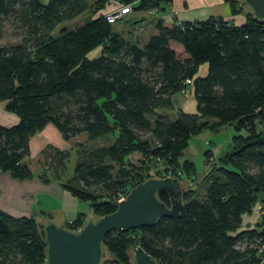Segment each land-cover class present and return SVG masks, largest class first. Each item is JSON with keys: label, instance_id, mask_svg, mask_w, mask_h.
<instances>
[{"label": "trees", "instance_id": "obj_1", "mask_svg": "<svg viewBox=\"0 0 264 264\" xmlns=\"http://www.w3.org/2000/svg\"><path fill=\"white\" fill-rule=\"evenodd\" d=\"M108 1L0 0V27L10 26L18 40L0 46V101L18 117L12 126L0 125V173L24 180L33 177L36 166L42 167L43 182L58 181L89 204L92 216L100 217L115 211L120 193L153 177L150 171L165 177L155 169L160 157L180 170V214L160 217L148 227L108 232L102 242L103 264H132L136 245L159 264H261L264 20L251 15L240 0H227L232 16L244 15L242 23L222 16L159 19L142 47L119 36L102 15L75 29H58L85 11L94 15ZM113 1L136 3L138 10L147 11L171 0ZM97 46L101 54L88 58ZM203 63L206 74L194 77ZM186 79L193 84L196 110L178 107L172 117L173 96ZM47 124L65 140L76 139L71 175V150L52 144L42 148L35 164L26 161L29 138ZM230 124L236 133L229 149L216 162L205 151L210 170L200 181L204 192L198 198L186 184L196 177L194 163L181 160L189 139ZM81 134H86L84 143L77 141ZM108 135L113 142L90 146ZM157 197L170 207L167 192L160 190ZM257 203L263 214L254 227L242 229V216ZM87 218L77 213L67 226ZM38 222L34 215L15 217L0 210V264L45 263L46 242Z\"/></svg>", "mask_w": 264, "mask_h": 264}, {"label": "crops", "instance_id": "obj_2", "mask_svg": "<svg viewBox=\"0 0 264 264\" xmlns=\"http://www.w3.org/2000/svg\"><path fill=\"white\" fill-rule=\"evenodd\" d=\"M39 1L46 4L49 0ZM110 3L118 4L113 0ZM136 6V3L131 5V11L124 15V19L116 23L115 32L126 41L136 43L141 47L148 41L154 25L159 19L183 22L202 20L209 16H222L231 17L236 24L242 23L244 20L243 14L231 15L227 0H171L168 4L161 5L163 8L147 11L138 10ZM81 16L82 13L72 20ZM94 17H96L95 14L88 15L89 20ZM79 22L80 25L86 23L82 20ZM64 27L69 30L65 23ZM183 101L184 98L182 101L176 102L174 97L173 102L176 106V104H182ZM5 104L6 101H0V125L9 127L18 122V117L7 111ZM223 143L229 148L230 142ZM46 144H52L62 150H71L72 152V140H65L54 125L47 124L29 138V155L26 161L35 164L40 157V151ZM71 157L70 163H68L70 175L74 167ZM42 174H44V169L39 166L34 168L33 177L24 180L12 178L9 172L0 173V210L15 217L34 215L43 220L45 218L52 219L55 214L60 213L63 219L62 224L75 218L77 213L84 214L86 218L89 215L92 216L87 202L79 201L63 189L56 180L51 179L47 183L43 182ZM48 176L50 177L49 174Z\"/></svg>", "mask_w": 264, "mask_h": 264}, {"label": "water", "instance_id": "obj_3", "mask_svg": "<svg viewBox=\"0 0 264 264\" xmlns=\"http://www.w3.org/2000/svg\"><path fill=\"white\" fill-rule=\"evenodd\" d=\"M251 15L264 20V0H240ZM190 187V185H187ZM183 186L177 178L151 177L130 189L121 199L115 211L100 217L88 216L79 231L62 224V215L39 220L37 226L46 242L44 264H103L105 249L103 238L116 229H136L153 225L160 217H176L183 207ZM163 190L170 197V207L157 197ZM131 253V251H130ZM264 264V241L258 252ZM132 264H159L140 245L132 249Z\"/></svg>", "mask_w": 264, "mask_h": 264}, {"label": "rangeland", "instance_id": "obj_4", "mask_svg": "<svg viewBox=\"0 0 264 264\" xmlns=\"http://www.w3.org/2000/svg\"><path fill=\"white\" fill-rule=\"evenodd\" d=\"M92 14L90 11L89 12H83L82 16L74 19L72 21H66L65 26L71 30L74 29L75 27H78L80 25V20L82 21H89L88 15ZM86 17V18H85ZM125 16L122 17L124 19ZM121 19V20H122ZM120 20V21H121ZM64 26V23L61 24L59 28ZM114 30L117 27V24H113ZM13 29L4 24L2 27H0V46L2 45H10V44H15L18 42V40L14 37ZM54 34L57 35L58 31L57 29L54 31ZM176 46L180 47L181 46L177 43H174ZM101 54V47L97 46L94 49H92L90 52H88L87 57L88 58H95L98 57ZM207 72V63H203L199 66L197 72L195 73L194 77H202L206 74ZM184 98V101L182 104L177 105L179 108H182L183 111L188 112V113H193L196 110V101L194 97V89H193V84L189 85L184 93L183 96H178V102L182 101ZM177 111L174 113H169L170 115L172 114V117L176 116ZM160 112V111H157ZM262 127H264V123L261 124ZM236 133V130L234 128V125H225L223 126L220 130L214 132L209 129L204 130L201 134L196 135V136H191L189 139V144L188 147L185 149L184 154L181 158V160L184 159H190L195 166V173L196 177H193L194 179L192 181L186 182L187 185H190V189L195 191L196 197H201L202 193L204 192V185H199L200 181L203 179V177L208 173L210 170L207 168L205 171L207 164L205 162V151L210 150V155L209 159L212 160L213 162H216L220 156H222L223 152H225L228 148L226 144L223 142H230L231 137ZM245 133V132H241ZM79 139L77 141H82L83 143L86 140V134H81L78 136ZM74 139V138H73ZM114 136L113 135H108L96 140H93L90 142V146H97V145H102L105 143L113 142ZM76 143L75 141L72 140V145L74 146ZM223 143V144H222ZM71 160H72V166L74 165L73 162L75 163V153L72 150L71 153ZM211 156V157H210ZM138 156L134 155L131 156V160L136 162L138 160ZM70 163V160H69ZM261 204L257 203L254 205L252 208V212L250 214H244L242 216V222H241V228L242 229H247L254 227L256 225V222L260 219V216L263 214V211L261 209ZM90 212L91 207L89 206ZM7 213V212H6ZM37 220H40L41 218L36 217ZM43 220V219H41Z\"/></svg>", "mask_w": 264, "mask_h": 264}, {"label": "built area", "instance_id": "obj_5", "mask_svg": "<svg viewBox=\"0 0 264 264\" xmlns=\"http://www.w3.org/2000/svg\"><path fill=\"white\" fill-rule=\"evenodd\" d=\"M110 1L106 2L104 7L102 9L94 12V14L96 16L102 15L107 22L114 24V23H117L118 21H120L125 14H127L128 12L131 11V6L129 4L128 5H120L119 3L118 4H111ZM190 83H191L190 79H186L183 82V87L173 96V100L175 97V101L177 102L178 96L184 95V93L187 89V86ZM177 108H178V106L174 105V109L172 111H169L168 113H174L175 114ZM155 169L159 170L160 172L165 174V176H170V177H174L177 179H178V175L180 174L179 169L174 170L170 166V164L165 163L160 157H156ZM150 175L153 177H157V176H155L153 171H150ZM127 194L128 193H125V192L120 193L116 202L118 203L121 199L125 198ZM74 220H75L74 218L69 220L67 222L66 226L68 224L69 225L73 224ZM81 226H82V224H79L77 226L69 227V228L74 230V231H79Z\"/></svg>", "mask_w": 264, "mask_h": 264}]
</instances>
